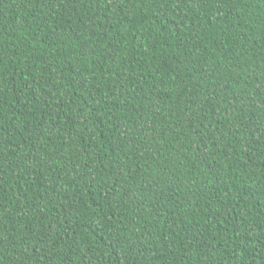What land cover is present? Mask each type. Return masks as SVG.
Listing matches in <instances>:
<instances>
[{"label": "trees", "instance_id": "obj_1", "mask_svg": "<svg viewBox=\"0 0 264 264\" xmlns=\"http://www.w3.org/2000/svg\"><path fill=\"white\" fill-rule=\"evenodd\" d=\"M0 264H264V0H0Z\"/></svg>", "mask_w": 264, "mask_h": 264}]
</instances>
